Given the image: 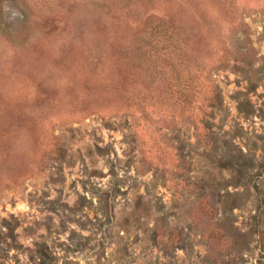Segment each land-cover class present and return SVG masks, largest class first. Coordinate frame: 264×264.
I'll use <instances>...</instances> for the list:
<instances>
[{
    "label": "rangeland",
    "instance_id": "1",
    "mask_svg": "<svg viewBox=\"0 0 264 264\" xmlns=\"http://www.w3.org/2000/svg\"><path fill=\"white\" fill-rule=\"evenodd\" d=\"M0 264H264V0H0Z\"/></svg>",
    "mask_w": 264,
    "mask_h": 264
},
{
    "label": "trees",
    "instance_id": "2",
    "mask_svg": "<svg viewBox=\"0 0 264 264\" xmlns=\"http://www.w3.org/2000/svg\"><path fill=\"white\" fill-rule=\"evenodd\" d=\"M204 102H209L211 105L213 104V106H217L219 107L220 106V100H219V93L217 92V90L214 88V86H212V91L210 93V96L208 97L206 95V91L204 92V98H203ZM216 101V102H214ZM208 129V126L207 125H204L202 127V136L203 138H205V140L209 143L211 139L209 138H212V133L211 131H209ZM226 145V144H225ZM240 157H236V159H229L227 162H228V165H230L233 169H234V172H236V176L237 178L243 176V174L245 173L246 169L248 168L247 167V163L246 162H241ZM233 175V174H232ZM239 181V180H238Z\"/></svg>",
    "mask_w": 264,
    "mask_h": 264
}]
</instances>
